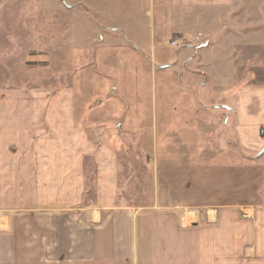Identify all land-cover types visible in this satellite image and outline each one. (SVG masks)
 <instances>
[{
	"label": "crops",
	"instance_id": "1",
	"mask_svg": "<svg viewBox=\"0 0 264 264\" xmlns=\"http://www.w3.org/2000/svg\"><path fill=\"white\" fill-rule=\"evenodd\" d=\"M141 13L107 19L119 26L99 33L92 70L78 73L47 112L56 119L46 124L51 134L0 163L10 168L13 204L28 196L31 211L66 210L57 220L44 218L43 233L34 220L15 238L0 227V264H177L196 248L207 264L213 240L236 248L242 264H264V76L252 72L251 88L241 85L237 98L215 105L206 91L212 68L199 59L209 49H168L184 30L176 17L163 3ZM251 48V57L264 54L258 43ZM230 117L234 146L223 136ZM130 135L144 139L129 142ZM89 161L95 198L86 205ZM136 161L145 168L150 204L124 208L121 197L131 188L122 178ZM179 210L209 212L204 239L179 238Z\"/></svg>",
	"mask_w": 264,
	"mask_h": 264
},
{
	"label": "rangeland",
	"instance_id": "2",
	"mask_svg": "<svg viewBox=\"0 0 264 264\" xmlns=\"http://www.w3.org/2000/svg\"><path fill=\"white\" fill-rule=\"evenodd\" d=\"M103 1L106 4L101 8L94 6L91 0H0V163L17 157L24 146L25 151L28 150V143L42 144L41 138L51 134L46 124L56 119L49 118L47 112H52L58 105L56 101L63 91L74 88L78 73L92 70L100 46L99 33L118 27L119 20L111 24L107 19L119 14L142 15L141 10L165 4L184 28L181 34L167 41L168 49H209L205 58L199 56V59H205L206 67L212 68L213 80L208 78L206 81V91L212 98H217L215 105L226 104L228 98H237L233 91L241 85L251 88L252 72L264 76V54L261 52L259 56L251 57L253 44L264 46V0ZM177 38L184 40L187 46L178 50L170 48L171 41ZM92 105L89 109L95 106ZM21 117L25 125L20 124ZM233 121L234 118L230 117L227 133L225 130L223 136L234 146L237 142L231 132ZM20 130L22 133L18 134ZM126 138L129 142L144 139L134 135ZM131 163L132 168H127V175L121 177L131 188L121 197V207L138 209L150 204V196L145 198V168L139 161ZM85 166V203L88 205L95 198L96 172L90 161ZM10 174L9 166L0 167V227L4 228L3 233L15 238L19 230L21 233L32 220L37 229L40 228L38 233H43L40 226L44 218L57 220L64 215L66 210L50 205H37L32 208L35 211L29 210L33 205L26 203L28 196L23 197L22 205L18 200L13 204L10 190L15 186L11 184ZM23 190L28 192L25 187ZM36 200L40 202L38 198ZM138 213L134 211L133 225ZM193 213L179 210L177 225L182 232L179 238L204 239L203 230L210 224L207 223L209 212L203 217ZM220 217L217 221L223 222ZM245 217L247 220L249 215ZM186 231L196 232L195 237L183 234ZM155 233L153 230L148 237L155 238ZM140 237L143 238L144 234ZM216 243L213 240L212 247L205 251L212 257L207 264H242L240 252L238 255L234 252L236 248L218 247ZM196 250L189 261L186 258L185 263L179 261L177 264H204L199 255L201 249Z\"/></svg>",
	"mask_w": 264,
	"mask_h": 264
},
{
	"label": "built area",
	"instance_id": "3",
	"mask_svg": "<svg viewBox=\"0 0 264 264\" xmlns=\"http://www.w3.org/2000/svg\"><path fill=\"white\" fill-rule=\"evenodd\" d=\"M186 43H184V40L180 39V38H177L175 40H172L171 43L169 44V47L170 48H173V49H181V48H184L186 47Z\"/></svg>",
	"mask_w": 264,
	"mask_h": 264
}]
</instances>
